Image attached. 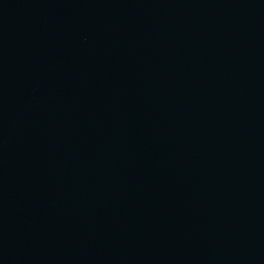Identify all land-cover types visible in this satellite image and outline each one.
<instances>
[{
    "label": "water",
    "instance_id": "1",
    "mask_svg": "<svg viewBox=\"0 0 264 264\" xmlns=\"http://www.w3.org/2000/svg\"><path fill=\"white\" fill-rule=\"evenodd\" d=\"M0 264H264V0H0Z\"/></svg>",
    "mask_w": 264,
    "mask_h": 264
}]
</instances>
